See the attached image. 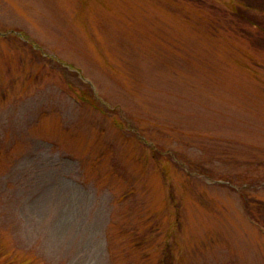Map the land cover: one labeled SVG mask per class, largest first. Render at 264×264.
I'll return each instance as SVG.
<instances>
[{"label": "rangeland", "instance_id": "1", "mask_svg": "<svg viewBox=\"0 0 264 264\" xmlns=\"http://www.w3.org/2000/svg\"><path fill=\"white\" fill-rule=\"evenodd\" d=\"M0 264H264L263 0H0Z\"/></svg>", "mask_w": 264, "mask_h": 264}, {"label": "trees", "instance_id": "2", "mask_svg": "<svg viewBox=\"0 0 264 264\" xmlns=\"http://www.w3.org/2000/svg\"><path fill=\"white\" fill-rule=\"evenodd\" d=\"M263 2H264V0H263ZM249 4V3H248ZM245 7H248V5H244Z\"/></svg>", "mask_w": 264, "mask_h": 264}]
</instances>
